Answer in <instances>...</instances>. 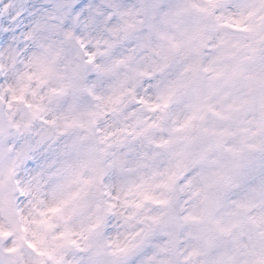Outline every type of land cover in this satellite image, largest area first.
<instances>
[{
  "label": "clouds",
  "instance_id": "1",
  "mask_svg": "<svg viewBox=\"0 0 264 264\" xmlns=\"http://www.w3.org/2000/svg\"><path fill=\"white\" fill-rule=\"evenodd\" d=\"M0 264H264V0H0Z\"/></svg>",
  "mask_w": 264,
  "mask_h": 264
}]
</instances>
